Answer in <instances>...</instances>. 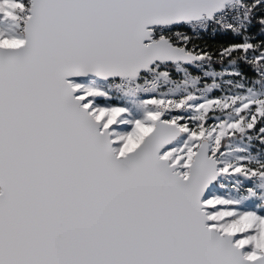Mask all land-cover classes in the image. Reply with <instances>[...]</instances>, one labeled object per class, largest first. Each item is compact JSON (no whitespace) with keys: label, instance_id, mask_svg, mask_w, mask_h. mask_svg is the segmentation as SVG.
Wrapping results in <instances>:
<instances>
[{"label":"snow or ice","instance_id":"snow-or-ice-1","mask_svg":"<svg viewBox=\"0 0 264 264\" xmlns=\"http://www.w3.org/2000/svg\"><path fill=\"white\" fill-rule=\"evenodd\" d=\"M0 264H264V0H0Z\"/></svg>","mask_w":264,"mask_h":264},{"label":"trees","instance_id":"trees-1","mask_svg":"<svg viewBox=\"0 0 264 264\" xmlns=\"http://www.w3.org/2000/svg\"><path fill=\"white\" fill-rule=\"evenodd\" d=\"M206 39H207V41H208V43H209L210 45H213V44L216 43L217 41H220L221 38L217 37L215 41L213 40L212 37H207Z\"/></svg>","mask_w":264,"mask_h":264}]
</instances>
